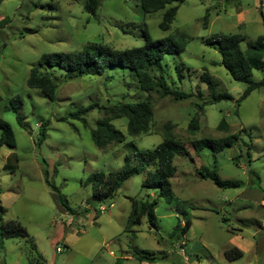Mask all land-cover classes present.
<instances>
[{
    "label": "rangeland",
    "instance_id": "1",
    "mask_svg": "<svg viewBox=\"0 0 264 264\" xmlns=\"http://www.w3.org/2000/svg\"><path fill=\"white\" fill-rule=\"evenodd\" d=\"M83 1L3 0L0 4V20H7L0 28V119L10 126L15 141L14 147H0V223L18 221L46 264H264V86L237 106L247 84L234 81L220 64L217 50L206 44L211 37L240 34L244 37L240 47L247 53V42L264 37V0L174 3L178 9L165 32L158 27L165 9L143 14L138 0H101L93 17L84 13ZM144 28L152 40L178 34L185 38L181 53L163 57L162 75L169 87L193 96L173 100L152 92L153 119L143 135L128 136L126 119L114 120L111 124L125 139L100 150L91 139V130L103 117L99 108L84 115L86 126L78 120H61L92 104L109 107L143 101L146 94L127 71L67 79L55 70L54 101L26 85L29 69L37 66L43 54L78 52L91 44L114 50L138 47L144 41ZM203 72L212 77L218 92L231 99L198 110L196 105L209 97L200 81ZM250 80H264V64L252 70ZM14 98L20 104L12 102ZM195 115L198 129L191 132L188 123ZM221 120L224 129L217 127ZM42 122L47 125L40 141ZM167 127L188 151L187 157L173 159L172 200L167 202L157 190L141 187L146 174L153 171L148 167L127 179L111 199L92 203L86 178L119 170L125 156L132 165H139L135 148L153 149ZM230 134L238 139L221 152L204 148L196 153L191 147L194 140ZM201 166L221 180L242 186L218 188L200 178ZM45 174L71 213L55 200ZM129 198L155 201L154 228L145 217L139 224H129ZM185 221L190 227L175 242L170 234ZM232 248L240 250L242 257L228 261L224 253ZM25 250L23 241L2 240L0 264H28ZM145 254L153 262L137 259Z\"/></svg>",
    "mask_w": 264,
    "mask_h": 264
},
{
    "label": "trees",
    "instance_id": "2",
    "mask_svg": "<svg viewBox=\"0 0 264 264\" xmlns=\"http://www.w3.org/2000/svg\"><path fill=\"white\" fill-rule=\"evenodd\" d=\"M3 0H0V4ZM101 0H84V13L95 16L100 6ZM186 0H138L143 14H149L161 9H165L159 23V29L167 31L171 22L174 20L179 4ZM177 4L172 6V4ZM209 12L206 10L204 15V26L208 19ZM7 23L6 19L0 20V28ZM143 44L124 50H114L108 46L91 44L82 48L78 52H58L43 54L37 66L29 69L26 85L29 89L38 91L49 101H54L56 97V77L53 75L55 70H59L67 79L80 78L84 76H101L106 71H127L131 73L139 86V89L146 94L143 101L140 102H117L109 107H100L92 104L70 112L61 120H78L86 126L84 115L91 110L99 108L103 112V117L96 121L95 128L91 130V139L96 148L104 150L111 143H122L125 136L114 128L112 121L125 118L126 134L130 137L143 135L148 132L153 119V107L149 96L152 92L158 93L161 97H172L173 100H186L192 98L190 92L171 88L167 85L162 75V59L165 55L179 54L185 46V38L182 35H169L159 40H152L144 28L142 30ZM244 37L240 34H228L211 37L207 40L208 45L213 46L221 57V65L237 82H243L246 85L242 95L237 100L238 103L244 100L253 90L264 86V80L252 82L250 80L253 69H259L263 66L262 60L264 53V37H258L255 42H247L245 53L240 43ZM176 71L179 70L176 68ZM200 81L206 85L208 99L200 105H196L198 110L204 106L210 105L221 100H229L231 97L225 92L217 91V84L212 77L203 72ZM197 97H202V92L197 90ZM12 102L20 104V99L14 98ZM15 111V108H12ZM195 115L188 123L189 131L198 129V119ZM17 121L21 124V116L17 114ZM46 123L42 122L39 126V140H43L46 133ZM219 128H226L224 121H220ZM237 134H230L222 138H201L192 141L191 147L194 152H199L204 148L212 150L214 153L231 148L237 141ZM6 145L14 147L15 141L10 126L0 119V147ZM135 157L139 158V165H132L130 157L125 156L122 167L107 174L94 173L86 178L85 183L91 187L92 203H101L105 199H111L122 184L129 178L140 174L145 168L152 167L153 171L146 174L141 183V187L148 190H157L158 196L170 202L173 198L170 179L174 177L176 168L173 165L174 157H187L188 151L184 144L175 139L167 127L163 140L153 149L138 150L135 148ZM250 174H253L251 172ZM254 175V174H253ZM199 176L201 179L210 180L216 187L221 189L238 188L242 183L233 180H221L214 171L205 167H200ZM45 182L51 188L55 200L66 211L72 212L65 204L63 197L47 180ZM131 211L129 215V224H139L142 218H147L150 227H155V201L137 200L129 198ZM190 222L185 221L174 228L170 238L175 242L181 240L185 235ZM4 239H15L23 241L26 244L25 258L28 264H46L43 257L37 252L36 245L32 237L26 232L18 221H6L0 223V243ZM228 261L236 260L242 257V252L236 248L227 250L224 253ZM139 261L146 260L153 262L150 254L138 256Z\"/></svg>",
    "mask_w": 264,
    "mask_h": 264
},
{
    "label": "built area",
    "instance_id": "3",
    "mask_svg": "<svg viewBox=\"0 0 264 264\" xmlns=\"http://www.w3.org/2000/svg\"><path fill=\"white\" fill-rule=\"evenodd\" d=\"M99 210L100 211H104V208L103 207H100ZM56 252H59V248H56Z\"/></svg>",
    "mask_w": 264,
    "mask_h": 264
},
{
    "label": "water",
    "instance_id": "4",
    "mask_svg": "<svg viewBox=\"0 0 264 264\" xmlns=\"http://www.w3.org/2000/svg\"><path fill=\"white\" fill-rule=\"evenodd\" d=\"M108 199H105L104 201H107Z\"/></svg>",
    "mask_w": 264,
    "mask_h": 264
}]
</instances>
